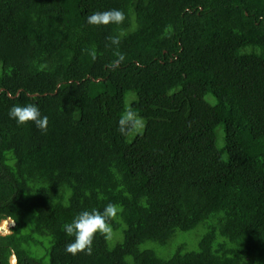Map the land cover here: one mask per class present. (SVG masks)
I'll return each instance as SVG.
<instances>
[{"label":"trees","instance_id":"16d2710c","mask_svg":"<svg viewBox=\"0 0 264 264\" xmlns=\"http://www.w3.org/2000/svg\"><path fill=\"white\" fill-rule=\"evenodd\" d=\"M30 103L46 131L9 118ZM109 203L111 237L66 253ZM5 218L0 264H264V0H0Z\"/></svg>","mask_w":264,"mask_h":264},{"label":"clouds","instance_id":"9594fccd","mask_svg":"<svg viewBox=\"0 0 264 264\" xmlns=\"http://www.w3.org/2000/svg\"><path fill=\"white\" fill-rule=\"evenodd\" d=\"M124 20L125 15L121 10L111 9L106 11H94L91 15L87 16L85 22L90 26H106L109 24L118 25ZM119 42V37L111 38V43L113 45H118ZM123 60V55L118 56L113 62V66L119 65ZM41 67L43 68L46 66L42 65ZM8 116L10 119L14 120L17 125H24L28 122H32L41 132L47 129L48 117L41 114L36 104L13 105L8 111ZM117 127L118 131L124 135L128 132H135L142 129L144 127V121L143 118L132 109V106L129 105L119 117ZM119 211H121L119 206L109 203L103 208V211L92 209L78 213L71 222L63 226L65 234L72 238L70 242L65 245V252L71 255H75L79 252L90 255L95 235L99 234L106 239L111 237L113 229L109 221L116 217Z\"/></svg>","mask_w":264,"mask_h":264},{"label":"water","instance_id":"95a60500","mask_svg":"<svg viewBox=\"0 0 264 264\" xmlns=\"http://www.w3.org/2000/svg\"><path fill=\"white\" fill-rule=\"evenodd\" d=\"M2 222H7V223H10L11 225H10V227H9V229H7L6 231V233H2L1 232V230L3 229L4 230V228H2L1 230H0V237H4V236H6V235H10L11 234V230L10 229H12L13 227H14V222L12 221V219L11 218H6L5 220H1L0 221V224L2 223ZM10 255H12L11 257H12V259H10ZM7 260H8V263L9 264H17L16 263V259H15V257H14V255H13V252L10 250L9 252H8V258H7Z\"/></svg>","mask_w":264,"mask_h":264},{"label":"rangeland","instance_id":"374dc122","mask_svg":"<svg viewBox=\"0 0 264 264\" xmlns=\"http://www.w3.org/2000/svg\"><path fill=\"white\" fill-rule=\"evenodd\" d=\"M130 97H131V96L129 95V97H127V100H129ZM5 219H6V218H5ZM5 219H4V220H5ZM10 225H11V224H9V227H10ZM9 227L7 226V228L4 229V230L2 229L1 232H2V233H6V232H7L6 230L9 229Z\"/></svg>","mask_w":264,"mask_h":264},{"label":"bare ground","instance_id":"6f19581e","mask_svg":"<svg viewBox=\"0 0 264 264\" xmlns=\"http://www.w3.org/2000/svg\"><path fill=\"white\" fill-rule=\"evenodd\" d=\"M9 224H10V223H7L5 226H8V227H9ZM10 230H11V229H10Z\"/></svg>","mask_w":264,"mask_h":264},{"label":"flooded vegetation","instance_id":"af4514ba","mask_svg":"<svg viewBox=\"0 0 264 264\" xmlns=\"http://www.w3.org/2000/svg\"><path fill=\"white\" fill-rule=\"evenodd\" d=\"M3 220H4V219H3ZM3 220H2V221H3ZM0 221H1V220H0ZM15 259H16V258H15Z\"/></svg>","mask_w":264,"mask_h":264}]
</instances>
